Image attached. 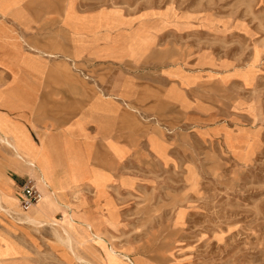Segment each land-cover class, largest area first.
<instances>
[{
	"label": "rangeland",
	"instance_id": "obj_1",
	"mask_svg": "<svg viewBox=\"0 0 264 264\" xmlns=\"http://www.w3.org/2000/svg\"><path fill=\"white\" fill-rule=\"evenodd\" d=\"M93 1L115 8L109 16L134 17L139 32L150 34L157 83L167 71L189 78L185 122L157 128L170 143L167 162L142 147L128 162L138 166L124 170L133 188L128 178L108 189L94 183L119 213L116 226L108 218L97 231L74 216L81 205L62 225L22 220L44 216L52 198L36 180L43 201L22 209L17 187L30 178L11 163L9 148H16L0 144V188H11L0 194L1 234L25 232L37 248L29 250L32 264H264V0ZM0 91L7 93L4 73ZM156 154L167 160L163 149ZM64 190L54 187L58 199Z\"/></svg>",
	"mask_w": 264,
	"mask_h": 264
},
{
	"label": "crops",
	"instance_id": "obj_2",
	"mask_svg": "<svg viewBox=\"0 0 264 264\" xmlns=\"http://www.w3.org/2000/svg\"><path fill=\"white\" fill-rule=\"evenodd\" d=\"M110 10L115 8L93 0H0V74L7 75V93L0 91V144L9 148V140L16 148L9 149L20 177L46 185L52 199L45 223L62 225L65 213L81 205L74 216L92 221L94 231L108 218L116 226L117 208L107 192L96 193L94 183L108 189L128 178L133 188L136 180L124 170L138 166L128 162L140 147L167 162L170 143L157 128L185 122L189 78L167 71L157 83L153 38L139 32L134 17L121 10L109 16ZM15 152L34 163L32 171ZM55 186L65 189L60 199ZM5 187L0 194L11 191L8 182ZM29 250L37 252L25 232H0V264H32Z\"/></svg>",
	"mask_w": 264,
	"mask_h": 264
},
{
	"label": "built area",
	"instance_id": "obj_3",
	"mask_svg": "<svg viewBox=\"0 0 264 264\" xmlns=\"http://www.w3.org/2000/svg\"><path fill=\"white\" fill-rule=\"evenodd\" d=\"M43 201V195L32 181H25L21 187L19 204L24 211L36 207Z\"/></svg>",
	"mask_w": 264,
	"mask_h": 264
},
{
	"label": "bare ground",
	"instance_id": "obj_4",
	"mask_svg": "<svg viewBox=\"0 0 264 264\" xmlns=\"http://www.w3.org/2000/svg\"><path fill=\"white\" fill-rule=\"evenodd\" d=\"M7 144H9L10 146H14L11 142L7 141ZM26 164L30 165L32 167L33 163L31 161H25ZM34 166V165H33ZM32 171V170H31ZM64 188V187H63ZM41 193V192H40ZM42 194V193H41ZM44 198V196H43ZM13 212V211H12ZM37 212V211H36ZM21 216H23V214H21ZM22 220H25V221H29L30 223L32 224H36V223H45V219L43 218V215L41 213H39L37 215L36 218L34 219H29L27 216L22 219ZM67 243H69V240H66Z\"/></svg>",
	"mask_w": 264,
	"mask_h": 264
}]
</instances>
